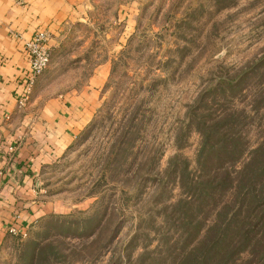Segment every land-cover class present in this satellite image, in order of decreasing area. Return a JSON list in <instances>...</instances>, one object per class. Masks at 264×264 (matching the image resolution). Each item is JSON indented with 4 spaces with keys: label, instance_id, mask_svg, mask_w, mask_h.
Instances as JSON below:
<instances>
[{
    "label": "rangeland",
    "instance_id": "374dc122",
    "mask_svg": "<svg viewBox=\"0 0 264 264\" xmlns=\"http://www.w3.org/2000/svg\"><path fill=\"white\" fill-rule=\"evenodd\" d=\"M123 1L102 0L98 25H71L37 78L44 100L109 68L94 116L41 172L48 211L5 240L0 264H172L204 127L232 138L223 116L235 110L243 155L224 168L264 161V0H141L128 28ZM243 72L237 87L224 83Z\"/></svg>",
    "mask_w": 264,
    "mask_h": 264
},
{
    "label": "crops",
    "instance_id": "0c3cea01",
    "mask_svg": "<svg viewBox=\"0 0 264 264\" xmlns=\"http://www.w3.org/2000/svg\"><path fill=\"white\" fill-rule=\"evenodd\" d=\"M101 1L0 0V246L14 234L27 233L48 211L41 172L64 155L90 122L109 73L108 63L101 62L82 86L39 100L38 79L27 92L26 42L36 31L49 29L56 47L71 25H98L94 11ZM140 3H118V19H126V28L135 25L131 18ZM24 95L28 98L21 102Z\"/></svg>",
    "mask_w": 264,
    "mask_h": 264
},
{
    "label": "trees",
    "instance_id": "16d2710c",
    "mask_svg": "<svg viewBox=\"0 0 264 264\" xmlns=\"http://www.w3.org/2000/svg\"><path fill=\"white\" fill-rule=\"evenodd\" d=\"M245 75L243 72L233 78L223 77L224 83L235 88ZM236 113L233 110L223 116L229 118L235 133L230 139L212 127L203 129L201 174L195 181L184 184L188 186V195L177 207L183 215L179 226L185 237L179 249L176 247L179 240L169 247L172 264H253L260 252L264 254V161L252 157L237 169L224 168L226 162L234 164L243 155L237 142L241 120ZM217 146V153L210 155ZM221 151L223 156H219ZM249 163H252L250 170L246 169ZM190 209L193 214L188 215ZM247 253L253 257L247 258ZM151 259L150 264L159 262L156 257Z\"/></svg>",
    "mask_w": 264,
    "mask_h": 264
},
{
    "label": "built area",
    "instance_id": "2783aa9c",
    "mask_svg": "<svg viewBox=\"0 0 264 264\" xmlns=\"http://www.w3.org/2000/svg\"><path fill=\"white\" fill-rule=\"evenodd\" d=\"M53 34L49 29H40L27 40L26 49L29 57V67L26 73L27 92L31 91L37 77L48 67L51 60ZM28 95H24L21 102L27 100ZM11 148H14L13 146ZM13 232H17L16 227H11ZM25 235L26 232H23Z\"/></svg>",
    "mask_w": 264,
    "mask_h": 264
}]
</instances>
